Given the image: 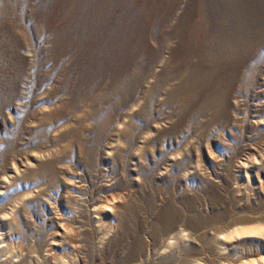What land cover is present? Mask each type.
<instances>
[{
    "label": "rangeland",
    "instance_id": "obj_1",
    "mask_svg": "<svg viewBox=\"0 0 264 264\" xmlns=\"http://www.w3.org/2000/svg\"><path fill=\"white\" fill-rule=\"evenodd\" d=\"M0 233V264H264V0H0Z\"/></svg>",
    "mask_w": 264,
    "mask_h": 264
},
{
    "label": "bare ground",
    "instance_id": "obj_2",
    "mask_svg": "<svg viewBox=\"0 0 264 264\" xmlns=\"http://www.w3.org/2000/svg\"><path fill=\"white\" fill-rule=\"evenodd\" d=\"M109 202H111V201H109ZM111 204H112V202H111ZM110 206V203H108V202H106V204H105V206L102 208V210H106L105 208L106 207H109ZM245 231V230H244ZM240 232H243V231H240ZM239 232V233H240ZM219 235V234H218ZM223 235V234H222ZM219 236H221V235H219ZM219 236H216V237H218L219 238ZM224 236H225V234H224ZM189 237V235L188 234H186L185 233V231L184 230H182V231H180V232H178V233H176V235L175 236H173L172 238H170L169 240H167V247L168 248H170V247H172V246H174V245H178V244H180V243H182L183 241H185V239L186 238H188ZM227 238V237H226ZM0 240H1V243H5V250L6 251H8L9 253H13V254H15V255H18L21 251H22V247L21 246H12V245H10V244H8L6 241H4V239H3V234H1L0 233ZM224 241V240H223ZM223 244V243H222ZM226 245V244H225ZM167 247H166V249H167ZM30 250L32 251L33 249H32V247L30 248ZM71 261V260H70ZM251 262V261H250ZM65 262H63L62 261V259H58V264H64ZM67 263H68V261H67ZM252 263H255V262H253L252 261ZM197 264V263H196Z\"/></svg>",
    "mask_w": 264,
    "mask_h": 264
}]
</instances>
